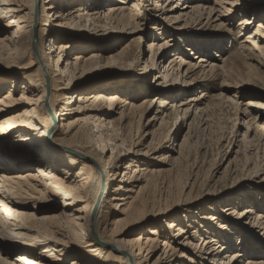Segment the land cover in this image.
Instances as JSON below:
<instances>
[{
	"label": "bare ground",
	"instance_id": "bare-ground-1",
	"mask_svg": "<svg viewBox=\"0 0 264 264\" xmlns=\"http://www.w3.org/2000/svg\"><path fill=\"white\" fill-rule=\"evenodd\" d=\"M238 17L236 37L245 34L238 58L264 69V0H0V264H105L109 258L111 264H240L251 255L244 241L234 245L242 246L239 252H229L235 235L221 237L218 222L202 233L174 220L164 228L143 226L146 218L168 219L170 212L151 216L154 209L146 208L147 168L137 158L142 152L133 150L139 143L127 140L112 119L124 121L146 105L142 117L153 115L138 130L148 131L166 121L168 107L176 119L182 114L179 132L192 113L205 114V94L177 101L199 84L221 78L220 89L234 88L236 97L240 86L225 80L231 72L225 45L208 44L194 31L201 21L227 27ZM128 38L138 53L128 57L138 69L130 85L101 74L115 58L89 52L98 41ZM78 49L84 53L75 54ZM192 51L205 55L191 58ZM148 75L150 81L142 78ZM90 80L109 81L115 90L86 85ZM124 90L156 95L137 104ZM245 97L236 111L246 126L242 140L264 156V95ZM39 205L48 215L36 217ZM251 215L250 227L264 235V215L252 209L235 221ZM252 257L244 264H264Z\"/></svg>",
	"mask_w": 264,
	"mask_h": 264
},
{
	"label": "rangeland",
	"instance_id": "rangeland-1",
	"mask_svg": "<svg viewBox=\"0 0 264 264\" xmlns=\"http://www.w3.org/2000/svg\"><path fill=\"white\" fill-rule=\"evenodd\" d=\"M238 19L239 17L233 19L227 27H217L208 22L201 21L195 26L194 31L198 35V38L199 36L203 37L202 41L207 40L208 44L219 42L217 44L225 45V48L223 47L226 50L224 58L226 59V66H228V70L230 68L231 72L224 79L227 82L238 84V87L240 86L239 94L236 97H233L234 88L227 87L229 91L220 89L221 78H211L206 82L204 81L203 84H199L202 87L188 91L177 101L184 103L188 98L195 97L199 93L205 94V114H196L194 118V113H192L186 125L179 132L176 131V128L181 123L180 117L182 114L176 119L177 115L168 107L166 108L168 115L165 118L166 121L163 124H161V121H158L156 126L148 130L149 132L144 131L141 127L138 130V127L146 124L148 118L153 115L152 112L147 111L144 113V117H142V113L147 109L146 105L136 113H131L124 121H120L118 115H113L112 119L115 121V125L119 131L124 132L127 140L130 141L133 136L135 141L139 143L138 147L135 146L133 150L137 149L142 152L137 155V158L141 159L146 164L144 168H147V184L143 183L144 194L146 193L147 196L146 208L154 209L151 212V216L156 211L163 209L170 212L169 216L171 217L168 219L163 218V215L151 217L150 219L146 218L148 221L143 223V226L149 225L150 227H154L159 225L161 226L160 228H164L163 226L167 222L174 220L177 221L178 226L185 230H199V232H203L210 223L218 222L215 223V227L221 228V232H219L221 237H226L229 233L236 237H234L231 243L230 248L233 249L229 252H239L242 246L234 247V245L241 241L245 242L244 246L248 250L245 251H251L249 252L251 253L250 256L246 253V256L242 259L240 264H244V261L251 258V256H253V259L264 261L263 232L258 228L250 227L254 223L253 219L256 218V215H251L250 219L246 218L248 219L247 222H245L246 220L243 222L235 221L237 220V214L248 209L254 210L255 214L264 215V171H262L264 170V156L260 153L256 154L253 150L249 151V144L242 140L246 126L242 124L241 115L237 114L236 111L239 109L238 104L244 103L247 100L245 95L250 93L264 95V69L258 66L248 68L245 66L244 61L238 58V45L245 38V34L243 33L239 37H236L235 26ZM145 27V32L152 34L149 31L153 27L152 24L147 23ZM165 37L163 36L161 40H164ZM147 41H143L142 44L145 48ZM100 48L103 50H100ZM78 50L75 54L84 53V51ZM99 51H102L104 61L113 57L112 59L114 60L115 58L114 61L116 62L110 64L112 66L110 70L101 74H114L118 77V80L125 81L127 85L132 84L134 80L133 74L138 69L135 67L136 64L131 65L128 57L130 54L134 55L137 53L136 42H133L132 38L122 41L110 39L98 41L89 49L92 55L100 53ZM173 54L170 53L163 65L168 63ZM215 54L219 55V53H214L213 55ZM200 55H205V53L196 55L192 51V55L189 56L192 58L194 56L199 57ZM142 61L144 60H141V63ZM0 71L3 72V70ZM227 77L229 78L227 79ZM142 78L150 81V75ZM85 84H101L107 87V90H115L109 81L97 83L94 80H90ZM124 94L127 98L131 99L137 96V104H140L144 99L150 102L154 100L153 97L156 95L155 93L147 94V96L138 95L136 93H129L127 90H124ZM166 94H162V96ZM232 99L233 103L231 102ZM171 101L173 99L167 101V103L171 104ZM234 102L236 103L234 104ZM184 109L185 106L180 107V110ZM137 131L138 135L136 136ZM165 138H168L170 141H164ZM171 148H174V153L170 151ZM109 155L110 152L107 154V157ZM165 155H168V157L160 160ZM35 157H37L36 154ZM122 166L124 165L122 164ZM159 169L162 171L156 173ZM36 209L39 210L36 217L48 215L44 211L46 210L44 205H39ZM53 212H58V209L57 211H51L50 214H53ZM209 217L216 220L211 222L207 219ZM112 221L113 219L109 215L108 229H112L113 226L110 225ZM243 224L245 227L242 226ZM240 228L246 229L243 232L239 230ZM116 229L120 230L121 227L117 226ZM215 230L219 231L220 229L215 228ZM170 232L174 234V231L173 233L172 231ZM212 233L214 234L215 231H212ZM137 234L139 233L135 232L133 235ZM219 241L228 246L226 240L220 239ZM195 244H199L198 238L195 239ZM253 252L254 254L252 255ZM242 253L245 252L243 251ZM186 254L190 255L188 252ZM14 256L12 255L10 259H13ZM178 256L180 259V253ZM180 261L186 262V259L181 258ZM111 262L110 258L103 260L105 264H111Z\"/></svg>",
	"mask_w": 264,
	"mask_h": 264
}]
</instances>
